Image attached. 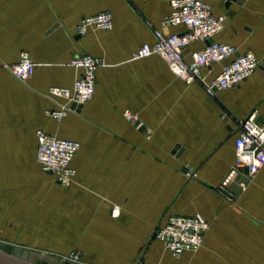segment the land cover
Masks as SVG:
<instances>
[{
    "label": "crops",
    "instance_id": "0c3cea01",
    "mask_svg": "<svg viewBox=\"0 0 264 264\" xmlns=\"http://www.w3.org/2000/svg\"><path fill=\"white\" fill-rule=\"evenodd\" d=\"M100 12L111 13L112 29L78 36L79 22ZM170 12L166 0H0L1 244L56 258L77 249L85 264H134L140 251L141 264H264V167L228 178L238 121L255 113L264 125V0L213 3L214 15L225 17L214 40L260 62L215 97L177 79L156 55L132 60L155 42L153 29L184 31L161 26ZM204 45L190 43L185 60ZM21 52L36 65L26 83L6 68ZM79 55L101 60L94 95L54 120L45 94L80 76L70 65ZM220 67L204 73L212 79ZM37 131L80 144L69 187L37 164ZM171 214L209 222L196 253L174 257L153 238Z\"/></svg>",
    "mask_w": 264,
    "mask_h": 264
},
{
    "label": "built area",
    "instance_id": "2783aa9c",
    "mask_svg": "<svg viewBox=\"0 0 264 264\" xmlns=\"http://www.w3.org/2000/svg\"><path fill=\"white\" fill-rule=\"evenodd\" d=\"M170 14L161 22L162 27H184L178 34L164 35L153 29L155 42L143 44L131 55L132 60L156 55L163 59L169 71L186 85L197 83L209 97H215L219 91L233 88L250 77L260 66L258 58L251 52L239 54L228 44L216 42L214 38L224 29L225 17L213 13V3L218 0H166ZM113 18L109 12H100L83 18L75 28L78 36L89 29L110 31ZM192 42H202L204 47L190 52L189 61L185 60V51ZM101 60L90 55H79L71 59L70 65L81 71L70 87H51L45 97L54 105L47 116L60 121L68 114H74L89 101L95 91L96 71ZM221 64L219 73L208 78V68ZM35 63L26 52H21L17 63L7 66L10 74L26 83L35 70ZM125 117L136 123V118L128 112ZM139 127V124L137 125ZM36 162L42 171L51 173L62 187H69L75 177L71 161L80 148L74 140L59 139L42 131H37ZM264 167V125L255 113L237 123L234 141V163L229 177L246 168L247 175L253 177ZM224 181V185L228 182ZM119 206H113L110 216L117 218ZM210 224L201 215H165L157 225L153 238L174 257L184 253H196L203 244ZM78 255L71 258L70 264Z\"/></svg>",
    "mask_w": 264,
    "mask_h": 264
},
{
    "label": "water",
    "instance_id": "95a60500",
    "mask_svg": "<svg viewBox=\"0 0 264 264\" xmlns=\"http://www.w3.org/2000/svg\"><path fill=\"white\" fill-rule=\"evenodd\" d=\"M243 171L247 174V169ZM59 264L60 259L39 253L15 250L12 246L0 243V264ZM69 264V263H65Z\"/></svg>",
    "mask_w": 264,
    "mask_h": 264
},
{
    "label": "rangeland",
    "instance_id": "374dc122",
    "mask_svg": "<svg viewBox=\"0 0 264 264\" xmlns=\"http://www.w3.org/2000/svg\"><path fill=\"white\" fill-rule=\"evenodd\" d=\"M124 115V114H123ZM124 118L126 119V121H128L129 123H132L133 125H134V123L132 122V121H130V120H128L126 117H125V115H124ZM246 181H248V179L246 180ZM243 185H245L246 186V183H244ZM240 188H241V185H240ZM242 189V188H241ZM229 200L231 201V202H233V199H232V197H230L229 198ZM5 245H8V244H5ZM9 246H12V245H9ZM13 247V246H12ZM15 250H22L23 251V249H20V248H17V247H13ZM32 253H37V252H32ZM40 254H46V255H50V254H48V253H40ZM53 254H55L56 256H58V254H59V259H60V263L61 264H65V263H71V262H69V260L71 259V258H73L74 259V255L76 254V255H78V257L76 258V261L74 262V263H72V264H85V263H83V261H82V256H83V253H81L80 251H78L77 249H72L71 251H69V252H66V253H63V252H58V253H53ZM52 256V255H51ZM137 259H136V261H134V264H141L140 263V261L142 262V261H145V259L146 258H144V255H142V253H141V251L138 253V255H137Z\"/></svg>",
    "mask_w": 264,
    "mask_h": 264
},
{
    "label": "bare ground",
    "instance_id": "6f19581e",
    "mask_svg": "<svg viewBox=\"0 0 264 264\" xmlns=\"http://www.w3.org/2000/svg\"><path fill=\"white\" fill-rule=\"evenodd\" d=\"M47 264H49V263H47ZM59 264H61V263H59Z\"/></svg>",
    "mask_w": 264,
    "mask_h": 264
}]
</instances>
